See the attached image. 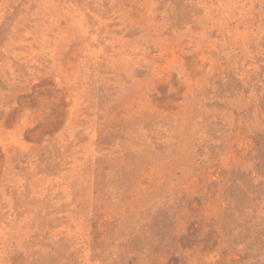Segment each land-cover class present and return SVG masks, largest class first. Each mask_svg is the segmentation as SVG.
<instances>
[{
  "label": "rangeland",
  "instance_id": "374dc122",
  "mask_svg": "<svg viewBox=\"0 0 264 264\" xmlns=\"http://www.w3.org/2000/svg\"><path fill=\"white\" fill-rule=\"evenodd\" d=\"M0 264H264V0H0Z\"/></svg>",
  "mask_w": 264,
  "mask_h": 264
}]
</instances>
